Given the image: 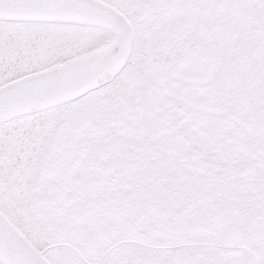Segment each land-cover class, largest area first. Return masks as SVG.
<instances>
[{"label": "snow or ice", "instance_id": "obj_1", "mask_svg": "<svg viewBox=\"0 0 264 264\" xmlns=\"http://www.w3.org/2000/svg\"><path fill=\"white\" fill-rule=\"evenodd\" d=\"M0 264H264V0H0Z\"/></svg>", "mask_w": 264, "mask_h": 264}]
</instances>
